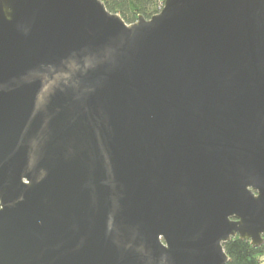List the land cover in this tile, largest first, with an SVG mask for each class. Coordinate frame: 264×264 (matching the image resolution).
I'll use <instances>...</instances> for the list:
<instances>
[{"label": "water", "instance_id": "95a60500", "mask_svg": "<svg viewBox=\"0 0 264 264\" xmlns=\"http://www.w3.org/2000/svg\"><path fill=\"white\" fill-rule=\"evenodd\" d=\"M264 243V0H0V264H228Z\"/></svg>", "mask_w": 264, "mask_h": 264}, {"label": "trees", "instance_id": "16d2710c", "mask_svg": "<svg viewBox=\"0 0 264 264\" xmlns=\"http://www.w3.org/2000/svg\"><path fill=\"white\" fill-rule=\"evenodd\" d=\"M107 9L119 14L128 24L138 21L139 17L151 19L160 11L159 0H101ZM229 256L228 264H264V243L254 247L249 241L235 238L225 245Z\"/></svg>", "mask_w": 264, "mask_h": 264}, {"label": "built area", "instance_id": "2783aa9c", "mask_svg": "<svg viewBox=\"0 0 264 264\" xmlns=\"http://www.w3.org/2000/svg\"><path fill=\"white\" fill-rule=\"evenodd\" d=\"M159 2H161V3H160V4H161V5H160V6H161V7H160V8H161L160 11H161V10L164 8V5H165L166 0H159Z\"/></svg>", "mask_w": 264, "mask_h": 264}, {"label": "rangeland", "instance_id": "374dc122", "mask_svg": "<svg viewBox=\"0 0 264 264\" xmlns=\"http://www.w3.org/2000/svg\"><path fill=\"white\" fill-rule=\"evenodd\" d=\"M160 3H161V2L158 3L159 11H160V9H161V8H160V7H161V6H160V5H161ZM263 260H264V258H263Z\"/></svg>", "mask_w": 264, "mask_h": 264}]
</instances>
